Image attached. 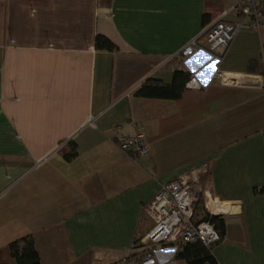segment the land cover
<instances>
[{"label": "crops", "instance_id": "1", "mask_svg": "<svg viewBox=\"0 0 264 264\" xmlns=\"http://www.w3.org/2000/svg\"><path fill=\"white\" fill-rule=\"evenodd\" d=\"M234 2L0 0V264L27 236L40 264H135L143 208L179 178L227 207L217 262L264 264V35L244 24L219 59L179 55ZM97 35L115 49L96 50ZM176 72L188 76L178 98L135 95ZM136 132L142 157L115 143Z\"/></svg>", "mask_w": 264, "mask_h": 264}, {"label": "built area", "instance_id": "2", "mask_svg": "<svg viewBox=\"0 0 264 264\" xmlns=\"http://www.w3.org/2000/svg\"><path fill=\"white\" fill-rule=\"evenodd\" d=\"M231 12L242 21H226L224 18ZM244 24L250 31L264 35V0H235L231 9L225 11L220 19L182 47L179 55L186 59L205 47L219 59ZM216 78L225 83L229 81L245 83L241 78H229L222 73H216ZM246 83L249 84L248 81ZM186 87L199 89L200 85L196 78L192 77ZM87 125H93L92 117L88 118ZM145 138L143 132H136L129 136H117L115 143L121 152L142 157L148 152ZM200 205L206 212L203 217L197 215V207ZM226 209L224 203L212 198L194 179L179 178L164 185L153 200L143 208V214L152 222V227L140 241L138 248L142 250V254L134 260V263L177 264L173 258L159 263L152 251L153 247L167 246L177 251L181 245L199 242L211 248L220 240V236L209 218L224 215ZM206 217L208 219L205 220ZM122 261L125 259L123 258Z\"/></svg>", "mask_w": 264, "mask_h": 264}, {"label": "trees", "instance_id": "3", "mask_svg": "<svg viewBox=\"0 0 264 264\" xmlns=\"http://www.w3.org/2000/svg\"><path fill=\"white\" fill-rule=\"evenodd\" d=\"M96 50L113 51L114 45L105 37L97 35L94 41ZM188 76L179 72L174 74L170 85H162L153 81L144 82L136 96L145 98H170L176 99L180 96ZM66 161L76 156L75 148L63 154ZM264 192V187L258 190ZM205 220L208 217L204 218ZM209 221L214 225L220 238L224 235V221L221 216H212ZM8 251L15 264H40L38 253L30 236L24 237L9 244ZM177 261L183 264H219L212 255L211 248L203 246L199 242L184 244L179 247L175 255Z\"/></svg>", "mask_w": 264, "mask_h": 264}, {"label": "rangeland", "instance_id": "4", "mask_svg": "<svg viewBox=\"0 0 264 264\" xmlns=\"http://www.w3.org/2000/svg\"><path fill=\"white\" fill-rule=\"evenodd\" d=\"M201 206H202V205H200V206L197 207V215H198L199 217H203L204 213H206L205 210H204V208L201 207ZM202 212H203V213H202Z\"/></svg>", "mask_w": 264, "mask_h": 264}, {"label": "snow or ice", "instance_id": "5", "mask_svg": "<svg viewBox=\"0 0 264 264\" xmlns=\"http://www.w3.org/2000/svg\"><path fill=\"white\" fill-rule=\"evenodd\" d=\"M214 70V69H213ZM201 75H203V73H201ZM206 82V81H205Z\"/></svg>", "mask_w": 264, "mask_h": 264}]
</instances>
